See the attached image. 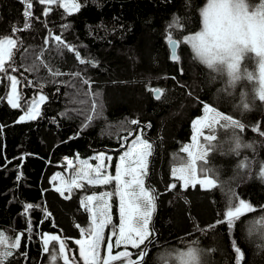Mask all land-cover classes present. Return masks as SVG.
<instances>
[{"label": "trees", "instance_id": "1", "mask_svg": "<svg viewBox=\"0 0 264 264\" xmlns=\"http://www.w3.org/2000/svg\"><path fill=\"white\" fill-rule=\"evenodd\" d=\"M210 1L77 0L79 11L69 13L58 1L0 0V45L15 41L0 70V252L8 254L1 264H71L63 246L76 264H94L79 259L76 241L92 236L84 200L103 188L73 189L67 198L52 178L65 170L64 158L107 150L115 164L139 130L154 150L146 182L156 205L152 233L140 251L117 246L115 207L104 232L103 251L110 247L112 257L105 264H264L258 57L247 56L234 77L200 61L184 38L202 30ZM13 77L18 106L8 100ZM39 93L46 96L41 114L24 120ZM207 107L223 119L204 129L195 168L214 186H185L175 171L189 165L185 149ZM48 236L54 239L46 244Z\"/></svg>", "mask_w": 264, "mask_h": 264}, {"label": "rangeland", "instance_id": "2", "mask_svg": "<svg viewBox=\"0 0 264 264\" xmlns=\"http://www.w3.org/2000/svg\"><path fill=\"white\" fill-rule=\"evenodd\" d=\"M42 1L46 4H54L58 1L69 13H76L80 9L77 0ZM184 42L191 46L201 62L207 65L221 64L233 77L238 76L247 56L257 55L259 96L264 98V3L251 6L246 0H211L203 12L202 30L186 36ZM14 44L15 41L12 42L10 39L0 45V70L10 60ZM13 79L8 100L14 106H18L17 82L14 77ZM45 98L46 96L39 93L25 112L23 119L38 117L43 110ZM222 119L221 113L207 107L206 115L195 123L194 139L185 149L190 163L175 171V175L185 186L196 184H200L203 188L214 186L213 181L198 177L195 165L204 154L201 144L202 139L207 138L204 129L215 126ZM124 143L125 148L119 151L121 154L115 164L113 162L115 155L107 150L97 151L86 160L69 159V162L75 164L74 168L66 167L67 158H64L59 165L66 167L65 170L57 172L52 178L54 189L64 193L67 198H70L73 189H81L85 186L103 188L100 193L89 195L84 200L94 221L92 236L76 241L79 259L84 262L105 264L112 260L109 254L110 247H107L109 251L104 253L103 243L104 232L113 220L115 207L120 217L119 231L115 234L117 246L133 247L140 251L151 236L150 224L156 205L146 182L154 150L140 130L134 138L126 139ZM249 210H251L250 206ZM52 239H54L52 236H48L42 241L48 244ZM5 244L9 246V243L5 242ZM62 252L65 260L76 264V256L70 257L65 246ZM4 254L8 255L6 248L5 252L2 250L0 252V264L4 261ZM185 255L186 253L180 255V262ZM186 258H190L191 263L195 262V257L190 253ZM138 262L136 260L131 264Z\"/></svg>", "mask_w": 264, "mask_h": 264}, {"label": "water", "instance_id": "3", "mask_svg": "<svg viewBox=\"0 0 264 264\" xmlns=\"http://www.w3.org/2000/svg\"><path fill=\"white\" fill-rule=\"evenodd\" d=\"M170 48H171V59H172V61H174V62H176V61H178V48H179V43L177 42V41H175V40H173L171 43H170ZM77 58L79 59V60H81V58L79 57V55L77 56ZM81 63H84V61H81ZM91 63V62H90ZM160 96H161V93H160V91H155V97L158 99V98H160ZM153 158H154V155H153ZM153 158H152V160H151V162H150V167H149V172H150V174H151V169H152V162H153ZM157 213H158V204H157ZM238 217V215H235V216H233V219H235V218H237ZM148 248V247H147ZM146 248V249H147ZM146 249H145V251H146ZM145 251H144V254H145Z\"/></svg>", "mask_w": 264, "mask_h": 264}, {"label": "built area", "instance_id": "4", "mask_svg": "<svg viewBox=\"0 0 264 264\" xmlns=\"http://www.w3.org/2000/svg\"><path fill=\"white\" fill-rule=\"evenodd\" d=\"M65 159H66V158H65ZM69 159H72V158H67V159L65 160L67 167H69V168H74V167H75V164H74L73 162H69ZM63 161H64V160H63Z\"/></svg>", "mask_w": 264, "mask_h": 264}]
</instances>
